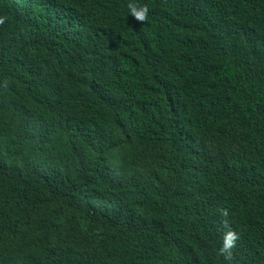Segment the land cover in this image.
<instances>
[{
	"label": "trees",
	"instance_id": "1",
	"mask_svg": "<svg viewBox=\"0 0 264 264\" xmlns=\"http://www.w3.org/2000/svg\"><path fill=\"white\" fill-rule=\"evenodd\" d=\"M0 16V264H264V0Z\"/></svg>",
	"mask_w": 264,
	"mask_h": 264
},
{
	"label": "clouds",
	"instance_id": "2",
	"mask_svg": "<svg viewBox=\"0 0 264 264\" xmlns=\"http://www.w3.org/2000/svg\"><path fill=\"white\" fill-rule=\"evenodd\" d=\"M130 14L138 21V22H147L148 20V12L149 8L145 5H137L135 3H129L127 5ZM5 22V17L0 16V25H3ZM4 87H7V83L5 82ZM220 214L222 217H228L229 211L227 208L221 209ZM222 226L226 229L222 246L219 249L221 255L224 256L225 260L231 262L233 260V249L236 247L237 241L240 239V234L235 231L229 221L227 219L222 220Z\"/></svg>",
	"mask_w": 264,
	"mask_h": 264
}]
</instances>
